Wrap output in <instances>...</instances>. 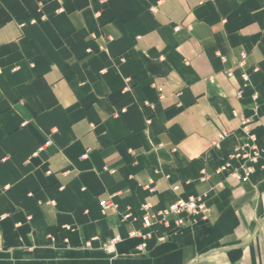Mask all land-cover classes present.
<instances>
[{
	"label": "crops",
	"instance_id": "1",
	"mask_svg": "<svg viewBox=\"0 0 264 264\" xmlns=\"http://www.w3.org/2000/svg\"><path fill=\"white\" fill-rule=\"evenodd\" d=\"M0 264H264V0H0Z\"/></svg>",
	"mask_w": 264,
	"mask_h": 264
},
{
	"label": "built area",
	"instance_id": "2",
	"mask_svg": "<svg viewBox=\"0 0 264 264\" xmlns=\"http://www.w3.org/2000/svg\"><path fill=\"white\" fill-rule=\"evenodd\" d=\"M247 53L242 52L240 59L235 62L236 66L244 68L246 65ZM232 75L233 70L228 71ZM243 79L248 80V73L243 70ZM243 89L238 91V94L241 95ZM52 140H48L47 144H50ZM262 154V149L255 143L254 138L252 143H246L239 146L235 152L230 154L228 161L220 167V169H225L231 165L234 166V173L241 178L242 180H247L252 172L255 170L256 164L259 162V159ZM235 162H238L236 164ZM236 164V165H235ZM174 190L179 191L180 186L175 185ZM100 205L105 214L114 209L113 202L104 198L100 201ZM143 227L151 228L156 224H163L167 228H171L172 224H175L178 227L184 226L187 222H194L198 218L205 217L208 212V206L204 200L199 196H193L190 198L179 197L174 202L167 204L164 207L159 208L156 211L152 210V205L146 203L143 205ZM132 217V213L129 212L124 215V219H129ZM189 218V220H188ZM131 236H140L143 238V241L139 245V249L144 251L148 246V238L150 233H144L142 230H132L130 231ZM122 240L121 235H116L113 238L109 239L103 244V248L108 252H114L116 250L117 244ZM164 240V236L160 238Z\"/></svg>",
	"mask_w": 264,
	"mask_h": 264
}]
</instances>
